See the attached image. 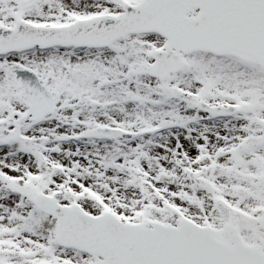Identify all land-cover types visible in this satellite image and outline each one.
I'll use <instances>...</instances> for the list:
<instances>
[{"label":"snow or ice","instance_id":"6c2138e0","mask_svg":"<svg viewBox=\"0 0 264 264\" xmlns=\"http://www.w3.org/2000/svg\"><path fill=\"white\" fill-rule=\"evenodd\" d=\"M0 264H264V0H0Z\"/></svg>","mask_w":264,"mask_h":264}]
</instances>
